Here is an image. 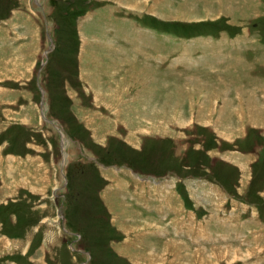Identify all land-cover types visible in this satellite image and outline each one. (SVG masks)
Returning a JSON list of instances; mask_svg holds the SVG:
<instances>
[{
  "label": "rangeland",
  "instance_id": "rangeland-1",
  "mask_svg": "<svg viewBox=\"0 0 264 264\" xmlns=\"http://www.w3.org/2000/svg\"><path fill=\"white\" fill-rule=\"evenodd\" d=\"M128 1L0 0V264H250L264 245V0Z\"/></svg>",
  "mask_w": 264,
  "mask_h": 264
},
{
  "label": "crops",
  "instance_id": "crops-1",
  "mask_svg": "<svg viewBox=\"0 0 264 264\" xmlns=\"http://www.w3.org/2000/svg\"><path fill=\"white\" fill-rule=\"evenodd\" d=\"M127 1V0H126ZM129 1H132V0H129ZM128 1V2H129ZM140 1V2H139ZM147 1L148 0H144L143 2H142V0H136V2L133 4L134 6H133V8H135V7H138V9L137 10H139V8H142L143 6H145L146 5V3H147ZM139 2V3H138ZM142 2V3H141ZM149 2H151V4L149 5L148 4V7L149 8H152V7H154V8H156L155 6H157L158 4H160L161 3V0H149ZM129 4V3H128ZM122 6V5H121ZM125 6V5H124ZM143 9V8H142ZM158 10V9H157ZM139 11H143V10H139ZM198 10H195V11H191V12H188V13H185V17H188V16H190L191 18H193V19H198L200 16V12H197ZM146 12H148V11H146ZM149 13V12H148ZM195 17H197V18H195ZM149 32H151V34H154V36H158V37H163V34L162 33H159L157 30L155 31V30H150L149 29ZM207 38V37H206ZM201 40V42L204 40V39H200ZM207 44V43H206ZM133 45H135V44H133ZM136 45H139L138 43H136ZM134 48H137V47H135V46H133ZM205 48V47H204ZM218 51H216L215 53H217ZM191 54H193V51H191ZM197 55H202V51H197ZM197 57H199V56H197ZM214 58V57H213ZM184 59H186L187 61H190V63H192L191 65H198V61H199V58L196 60L195 59V57L194 56H189V55H184ZM208 67L210 68V65H208ZM193 71H197V70H193ZM201 71V70H200ZM11 165V164H10ZM11 167H13V164L11 165ZM140 178H142V177H140ZM136 180H138L139 181V177L137 176V178H135L134 179V181H136ZM136 184H137V182H135ZM169 187V186H168ZM168 187H166V190H169V188ZM213 188H212V186L210 185V190L212 191L211 193L214 195V193L216 194V195H214L215 197H216V199H218V200H222V201H226V199H225V197H226V195L222 192V191H220V192H216L214 189L212 190ZM165 190V191H166ZM142 191V197H144L145 199H146V197H145V193H144V190H141ZM165 191H163V190H160L159 192L161 193L160 195L162 196L161 197V199H162V201H164V202H166L167 200H165L164 198H163V195H165V193H167V191L165 192ZM155 193L156 192H158V190H155L154 191ZM165 192V193H164ZM214 192V193H213ZM140 194V192H137V195H139ZM168 194V193H167ZM174 195V194H173ZM173 195H171V196H173ZM225 195V196H224ZM159 196V195H158ZM140 197V196H139ZM151 197H153V198H156V196H151ZM219 197V198H218ZM220 201H218L219 203V206H220ZM142 204V203H141ZM144 204V203H143ZM145 205V204H144ZM169 208H171V205H169ZM159 209H161V207L159 208ZM158 209V210H159ZM219 209V208H218ZM220 209H222V206H220ZM219 209V210H220ZM222 210H226V209H222ZM240 213H241V210H237L236 211V213H234V214H226V213H224V215H223V218H225L224 219V222H222V220L223 219H219V223L216 225L215 223H216V221L214 220L213 222H214V224L217 226V228H219V227H221V229H223L222 231H224V230H226L227 228H234V230L236 229V226H238V225H242V222H243V224H246L247 225V223H245L246 222V220L244 221V220H241V218H239L240 217ZM207 218H209V217H207ZM206 218V219H207ZM148 220H150L149 218H147ZM253 219H255L253 222H254V224L252 225L251 224V226H252V228H251V230H253V234L255 233V231L257 230V226H259L260 225V221L257 219V217H255V218H253ZM130 221V220H129ZM173 221H174V219H173ZM207 222H208V220H207ZM158 223V222H157ZM203 223V222H202ZM150 224V223H149ZM178 224V223H177ZM177 224H173V229L172 230H174V228H176V226L175 225H177ZM189 224L190 225H188V224H186V226L184 227V229H183V227L182 228H180V227H177V232H184V233H187V231L190 233V231H195V235L193 236V235H190V234H188L189 236H192L193 237V240H198V234L196 233V227L198 226V225H200V224H197V223H194V222H189ZM151 226L153 225V223L152 224H150ZM158 225V224H157ZM229 225H231L232 227H229ZM240 225V226H241ZM183 226V225H182ZM263 226H264V224H262V228H263ZM190 228V229H189ZM254 228V229H253ZM183 229V230H182ZM208 229H209V225H208ZM263 231H264V228H263ZM174 232H175V230H174ZM194 233V232H193ZM258 233H259V235H261V233L262 232H260V231H258ZM208 235H209V233H208V230H207V235H206V238H209L208 237ZM225 235V234H224ZM263 236H264V232H263V234H262ZM242 238H243V236H241ZM257 238V239H256ZM258 237H255V241L253 240V239H251V240H249V242H254L256 245H260L259 243H258ZM211 241V239H208V241ZM167 241L168 240H166L165 239V241H163V244L164 245H162V250L165 248V247H168V244H167ZM203 241H205V240H203ZM258 243V244H257ZM253 243H250V244H247L246 243V245L245 244H242V246H240V247H242V248H247V246H249V248L250 247H253V245H252ZM236 245V244H235ZM263 245V244H262ZM261 245V248H260V251L257 253V256L256 257H254L252 260H254L255 259V262H254V264H264V258L263 257H261V255H260V253L262 252V250H264V245L262 246ZM172 246H174V247H172ZM177 245H174L173 243H172V240H171V247L173 248V249H175L176 250V247ZM179 246H181V245H179ZM223 246H226V245H223ZM237 246H239V245H237ZM178 250V249H177ZM188 251V253H185V257L187 258V259H189L190 261H192V262H194V264H214V263H212V262H214L213 260H211V257H213V256H210V254H208V252L210 251H213V248L212 249H204V248H195V249H191V251L190 250H187ZM178 254V253H177ZM126 255V254H125ZM154 255L155 254H150V257L152 258V259H154L155 257H154ZM206 255V256H205ZM209 256H210V260H209ZM149 257V259L151 260V258ZM159 257L160 258H163V257H161L160 255H159ZM183 257H184V253H179L178 254V257H176L178 260L179 259H182L183 261H186V260H184L183 259ZM228 257V256H227ZM194 258H196V261H194ZM216 258V257H215ZM230 258V257H229ZM238 258V257H237ZM221 258H219V259H217V260H220ZM239 259V258H238ZM250 259V258H249ZM242 260V259H241ZM251 259L250 260H248V261H246V258L244 257V262L245 263H247V262H249L250 264H253ZM257 260V261H256ZM137 261V260H136ZM221 261V260H220ZM218 263V261L215 263V264H217ZM188 264V263H187Z\"/></svg>",
  "mask_w": 264,
  "mask_h": 264
}]
</instances>
